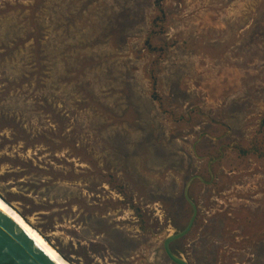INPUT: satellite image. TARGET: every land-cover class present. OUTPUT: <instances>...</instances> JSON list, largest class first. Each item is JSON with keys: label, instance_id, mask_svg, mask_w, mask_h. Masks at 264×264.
<instances>
[{"label": "rangeland", "instance_id": "obj_1", "mask_svg": "<svg viewBox=\"0 0 264 264\" xmlns=\"http://www.w3.org/2000/svg\"><path fill=\"white\" fill-rule=\"evenodd\" d=\"M188 184L172 252L264 264V0H0L7 202L72 264H174Z\"/></svg>", "mask_w": 264, "mask_h": 264}, {"label": "water", "instance_id": "obj_2", "mask_svg": "<svg viewBox=\"0 0 264 264\" xmlns=\"http://www.w3.org/2000/svg\"><path fill=\"white\" fill-rule=\"evenodd\" d=\"M188 187L189 184L184 197L191 205L193 215L184 230L169 235L164 242L165 253L174 264H189L171 250L173 242L191 232L197 218L198 208L188 196ZM13 209L0 194V264H69Z\"/></svg>", "mask_w": 264, "mask_h": 264}, {"label": "bare ground", "instance_id": "obj_3", "mask_svg": "<svg viewBox=\"0 0 264 264\" xmlns=\"http://www.w3.org/2000/svg\"><path fill=\"white\" fill-rule=\"evenodd\" d=\"M93 180V179H92ZM105 189V188H104ZM60 192V191H59ZM54 193V192H53ZM14 208H15V206H14ZM13 210H15V212L19 215V216H21L20 215V213H19V211L15 208V209H13ZM22 217V216H21ZM23 218V217H22ZM25 221L27 222V224L31 227V228H33L34 229V231L35 232H37V234H39L63 259H65L69 264H72L69 260H67L55 247H53V245H52V243H50L43 235H41L39 232H38V230H36L34 227H33V225L29 222V221H27V219H25Z\"/></svg>", "mask_w": 264, "mask_h": 264}]
</instances>
